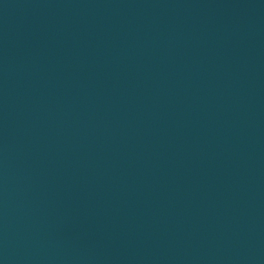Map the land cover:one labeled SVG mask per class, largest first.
Returning a JSON list of instances; mask_svg holds the SVG:
<instances>
[{
	"label": "water",
	"instance_id": "1",
	"mask_svg": "<svg viewBox=\"0 0 264 264\" xmlns=\"http://www.w3.org/2000/svg\"><path fill=\"white\" fill-rule=\"evenodd\" d=\"M0 264H264V0H0Z\"/></svg>",
	"mask_w": 264,
	"mask_h": 264
}]
</instances>
